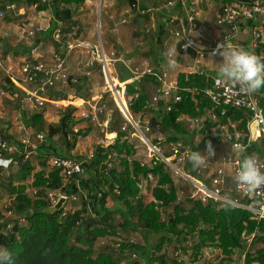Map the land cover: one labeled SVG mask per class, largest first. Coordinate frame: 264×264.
Wrapping results in <instances>:
<instances>
[{
	"label": "trees",
	"instance_id": "16d2710c",
	"mask_svg": "<svg viewBox=\"0 0 264 264\" xmlns=\"http://www.w3.org/2000/svg\"><path fill=\"white\" fill-rule=\"evenodd\" d=\"M28 1L35 2V0ZM124 1L133 3V0ZM225 1V4L241 3L236 0ZM84 2L85 0H54L50 5L40 4L38 10L43 12L53 8L57 18L61 22H67V26L70 27L76 23L63 14L64 10L60 9L59 5L65 3L71 10L79 11L73 5L80 6ZM13 14L11 12L10 16ZM59 46L60 44L55 43L56 51H59ZM262 49L264 51V46L257 49L256 56L261 55ZM2 52L5 58L9 54L4 49ZM118 65L121 71L120 82L125 83L133 79L129 70L121 64ZM146 80L157 82L152 77L142 79V81ZM178 82L182 101L173 104L171 112L162 114L163 108L157 111L162 117L160 123L171 133L167 139L168 143L185 140L183 134L187 132L180 119H203L209 112L215 113L218 119L213 121L211 116L207 117L205 129L211 130L233 121L238 123L239 130L247 133V119L243 111L229 109L226 115H222V109H215L204 97L202 89L212 83V79L208 78L205 72L181 74ZM137 85L139 86V82L136 81L127 86V94L132 98L130 109L134 119L138 121L151 115L156 117V110L150 106L149 94L141 92ZM81 86V84L76 86V90ZM136 94H139V98L134 99ZM123 95L121 94V104L126 102ZM257 95L259 105L264 112V88L258 90ZM112 105L114 113L109 127L111 131L117 133V140L109 146L99 145L84 165L85 172L89 173L96 184L104 190L99 200L98 216H88V204L85 199L82 201L81 209L71 214L65 213V208L53 214L45 211L51 207V199L47 191L61 190L68 195L77 194L79 191L74 185L80 177L74 178L73 184L63 188L64 178L60 170L53 168L48 175L38 172L34 175V187L39 189L35 198L27 195L25 186L15 187L11 183L10 192L12 195H17L11 211L30 225L24 230L16 222L12 230L5 233L3 225H0V245L12 253V264H123L124 261L130 258L136 259L138 256L144 257L147 264H185L175 256H168L165 250L167 244L173 242L179 244L182 237L184 240L194 239L193 244L189 246L193 251L194 261H197L201 250L205 247L219 249L227 256H230L236 248L245 249L247 245L243 235H255V246L261 244L264 247V219L258 221L252 212L228 204L218 206L214 201L209 204H202L190 198L179 201L178 187L166 163L159 158L152 159V163L148 164L136 160L134 157L136 148L132 144L123 142V137L132 134L134 128L122 116L117 106L114 103ZM72 112L70 108V112L63 116L65 131L69 137L74 126L71 122ZM123 127H126L125 131H122ZM55 131L63 132L62 121ZM221 133L222 130H219L209 141L214 143L221 140ZM73 134L78 135L77 138L87 137L89 129ZM69 143L67 147L71 150L75 147L77 139L69 138ZM255 147V149L254 146L246 149L242 158L254 155L255 150L263 153L264 138L260 140V146ZM20 165L23 171L22 180H27L34 168L28 160L20 162ZM3 171V168H0V174ZM153 181H157L156 186H153ZM144 187L146 192L150 193V202H148L149 197L143 196ZM110 194L114 195L120 204L118 209L112 210L107 207ZM167 206H175V214L165 222L161 210ZM27 212H30V215H27ZM117 214L123 219L120 223L115 220ZM131 232L140 233L148 240L152 236H158L160 240L148 250V253L140 244H136V241L124 242L119 248L101 242L103 238L110 237L127 240L125 234ZM253 255L248 254L249 264L253 261L264 264V248L259 249L255 257Z\"/></svg>",
	"mask_w": 264,
	"mask_h": 264
},
{
	"label": "built area",
	"instance_id": "2783aa9c",
	"mask_svg": "<svg viewBox=\"0 0 264 264\" xmlns=\"http://www.w3.org/2000/svg\"><path fill=\"white\" fill-rule=\"evenodd\" d=\"M53 1L54 0H35L33 7L38 8L40 4L50 5ZM15 11V5H10L7 8H0V20L6 19L11 12L15 14ZM112 20H114L113 17ZM126 22V20L122 21L123 24ZM216 25L220 28L229 30L219 40L207 39L205 36L207 31L206 27L194 22L192 18L191 30L189 36L184 39V43L181 46L182 50H192L195 53L196 62L199 64L202 58H205L207 54H211L213 51L219 52L217 50L218 45L223 43L232 45L231 42L234 37L230 30L233 31L236 30L237 27L243 26L246 28L248 27L250 37L252 38V52L256 55L257 49L264 46V0H257L250 3L225 4L217 16ZM82 29L80 24H74L70 27L61 24L60 27L55 30L53 38L60 46L59 51L53 53L51 63L36 59L33 55L31 57H23L19 63L11 62L4 57L2 52L4 46L0 42V82L9 87L12 90L11 92L16 94V96H18V93L22 92L23 103L33 104L36 109H43L47 104L59 105L60 102L54 99L56 97L53 96V92L61 93L63 94V98L60 100L61 103L70 102L71 104L68 105L69 108H71L70 105L79 108L80 121L98 124L104 128L110 125L114 111L108 107L106 102L103 101V98H76L74 100H69L65 94L68 90H75L76 86L81 84L82 78L85 80L90 79L97 66L100 67L107 81L106 89L108 87L112 88V85L115 86L117 95L114 93L113 98L117 103L116 106L122 113L124 112L118 100H116L117 96H120V91L115 83L119 80L116 79L117 81L115 82V78L113 77V74L117 72L115 66L118 64L124 66L133 75V79L129 81L131 83L136 81L140 82L145 77L155 78L157 82L162 83V86L156 90L152 99V104H150L151 108L154 110L159 107V103L162 101L164 102L162 114L171 112L172 105L182 101V96L180 94L181 89L177 80L168 81L167 74L155 69L148 60H143L138 63L133 58L120 56L115 51L107 53L102 42L91 44L81 40L80 36ZM65 30L67 31L66 33ZM39 31H41V29H38L37 32ZM147 32L150 33L151 31L148 30ZM191 32H196L197 36L192 37L190 35ZM32 35L33 33L31 34L20 28V32L16 37L19 42H24L28 41L27 39ZM177 35L179 34L177 33ZM11 36L12 34L7 33L5 39ZM205 41L209 43L206 44ZM63 49L65 50L64 52ZM76 52H86L88 57L79 61L73 69L70 61L74 58ZM258 57L263 62V49L261 55ZM195 72L200 74H204L205 72L207 77L212 79V83L203 88L202 93L204 97L212 103L215 109H222V115H226L229 109L240 110L245 113L247 119V133L239 130L238 123L233 121H229L226 125L215 127L207 131L203 119L189 118L187 122L196 129L191 140L187 142L184 138L185 140L180 139L175 143H168L166 130L162 124L157 120H155L153 124H151L150 120L146 122L142 119L136 121L129 111L128 106L131 105L130 103L126 104V108L127 114L131 116L132 121L127 114H124L128 117L129 124L134 128L132 136L141 138L142 143L149 151L151 159H161L169 168L174 169L180 174L184 178V181L193 185L190 196L192 200L199 201L202 204H209L211 201H214V203L218 205L228 204L236 208L245 209L252 212L255 218L260 221L264 219V187L252 194H245L237 189L234 182L230 185L228 184L227 175L223 167H218L214 176L209 179L210 186L205 183L204 177L210 172L211 163L217 161L215 155L209 156L205 165L194 169V174L190 175L181 172L180 169L177 168L180 165L184 167L190 165L187 155L191 151H197L203 147V151L205 150L203 154L207 155L209 139H212L217 135L219 130H222V134H225H223V137L229 141L232 149L240 153L239 156L235 154L234 156H224L221 158L222 165L230 166L234 175L236 171L235 161L237 159H242L243 152L246 149L252 147L255 142L264 138V112L259 105L257 92L249 95L241 92L238 86H232L226 81H221L219 77L207 74L203 69H196ZM8 81H10V84H7ZM123 96L126 100L127 88ZM137 98H139V94H136L134 99ZM77 101H80L81 104H75ZM129 101L131 102L132 98H130ZM19 104H22V102ZM23 109L24 106L20 105L18 113L20 114ZM210 116L213 121L218 119L215 113H211ZM20 119V116H16L15 121L19 122ZM101 120H104V122H101ZM185 120L186 118L180 119L182 122H185ZM20 128L23 129V127ZM80 130L81 128L79 127L73 128L75 133H79ZM125 130L126 127H123L122 131ZM151 133L152 135H156L154 140L148 137ZM191 133L192 131L190 129L185 134L191 135ZM183 136L186 135L183 134ZM37 139L44 141L45 135L39 133L37 134ZM106 141H111V139H106ZM19 143L21 145H19ZM113 143L114 141L112 144ZM167 144L169 148L168 152L165 151V146ZM109 145L111 144L106 146ZM28 149L29 143L26 140H17L10 132V127L8 125H3L0 128V168L4 167L8 170V168L13 165H20V162H26L30 154ZM13 156L22 159H14ZM51 164L54 169L61 171V175L64 178L63 188L73 184L74 178L83 177L85 175L84 164L77 159L57 157L52 160ZM60 198H65L67 202L78 200L76 194L68 195L60 190L58 195L51 198V206L56 205ZM13 227L14 226L9 224L6 229L12 230ZM254 238L255 235H252L251 238L247 240L248 248L252 246ZM124 242L135 243V240L116 238L114 242H112V245L119 248ZM246 255L243 264H247ZM175 258L180 261L183 260L185 264H191V261L185 256H181L179 252H176Z\"/></svg>",
	"mask_w": 264,
	"mask_h": 264
},
{
	"label": "crops",
	"instance_id": "0c3cea01",
	"mask_svg": "<svg viewBox=\"0 0 264 264\" xmlns=\"http://www.w3.org/2000/svg\"><path fill=\"white\" fill-rule=\"evenodd\" d=\"M8 1L14 2L15 0H0V4L6 5L8 4L6 3ZM17 1H18L17 4L14 3L15 6L21 3L28 2V0H17ZM225 2H226L225 0H133V3L129 4L127 1L119 0L118 4H116L112 0L110 1L109 8L105 14L106 18L104 19L102 18L101 21L99 20L100 24L99 23L97 24V22L94 23V20L91 18L93 12L92 0H86L84 11L74 10L75 14L72 15L71 18H73L76 24H80L83 28L80 36L81 40L91 44H95L96 41L98 40L97 42H102L105 50L107 49L109 53L115 51L120 56L133 58L138 63H140L143 60H148L155 69L167 74L168 81H175V80L178 81V78L181 74L184 73L193 74L196 73L195 72L196 69L199 70L203 69L207 72V74L218 77L215 73V67L218 66L219 61L222 59L220 55L217 56L219 52L217 51L211 52V54H209V57L207 59V63L202 64L201 61L198 64L196 62L195 53L192 50H190V52H188L189 50H182L181 46L184 43V39L189 36V32L191 30L192 18L194 19V22H197L198 24H202L206 27L207 31L205 36L207 39L209 38L212 40H219L222 38L224 34L228 32L229 29L220 28L216 25L217 16L220 10L222 9V7L224 6ZM111 11L112 13L115 14L114 16H110L109 13ZM24 13H25L24 9L22 8L19 11L16 10L15 14H13L14 18L12 20L7 21V23L4 22L2 23L1 21L3 20L0 21V42L4 46L3 49L6 50L7 47L8 48V51L6 50L7 53H10L12 50H14V53L12 55L6 56V59L10 60L11 62L13 61L14 63H19L23 57H31L32 55L38 56L39 52L45 49L43 56L39 55L37 58L46 63H51L53 53L56 51L54 47L56 41L53 38L54 32L58 27H60L61 24L67 25L68 23L61 22L56 15H53L54 13L52 12V17H53L52 21L49 18V25L47 26V28L41 27L39 28L41 29V31L39 32L36 31L37 36L35 37V39L33 40L31 39V37L35 35L34 32L33 35L29 39H27L28 41L19 42L16 35H18V33L20 32V28H22L25 31L27 30L26 27L25 26L22 27V25L18 23L19 21H16V19H18V17L20 16H23ZM40 13H44V11ZM128 15H130V17L133 18V21L129 20ZM9 16H7L6 19ZM112 17L114 18V20H118V21L120 20L117 25L113 23ZM123 20H126L127 22L123 24L122 23ZM53 24L56 26V28L54 29L51 35L52 43H49L48 46H45V44L44 46H42V39L40 36L43 34L42 32H44L45 30L48 31L50 29V26ZM245 28L246 27L240 26L237 27L236 30L233 31L230 30V32H232V35L234 37L231 44L233 46L244 48L252 52V47L249 48L248 45V39L246 38L244 39V37L242 36V32L245 30ZM98 29L100 30L102 29L103 41L102 40L99 41ZM148 30H150L151 32L148 33L147 32ZM7 33L12 34V36L10 38L5 39V35ZM177 33L179 35H177ZM190 35L192 37L197 36L196 32H191ZM37 40H40V42L36 46V48H34V45L37 42ZM172 43H175L177 48L176 66L174 69H169V67L167 66V57L164 55V51L166 47ZM205 43L208 44L209 42L205 41ZM214 52L215 55L213 54ZM77 55H79L78 56V59H80L79 61L88 57V54L86 52L83 53L76 52V56ZM99 71H100V67L97 66L95 68V74L97 75ZM116 81L117 80L115 79V82ZM7 84H10V81H8ZM115 84L116 87H119L123 90V92H120V95L121 94L123 95L127 85L119 81L116 82ZM161 86L162 83L159 82L157 83L153 80H146V81L141 80V82H139L138 89L141 90V92L143 93L149 94V102L150 104H152V99L155 95V92ZM108 88L110 90L109 92H111L110 94L114 97V93H116L115 86L112 85V88L111 87ZM81 89L82 86L79 87L77 92H80ZM11 91L12 90L9 87H7L6 85L2 84V82H0V104H9L6 105V109L0 108V114L6 115V119H7L6 123L11 128V133L15 136V138L19 140H26L29 143V149H28V151L30 152L29 159L31 162V166L34 167L33 174L41 171H46L44 168V164L42 165V163H45L46 160H51V162L47 164L48 166H51V169H53L51 163L54 158H57V156L53 157L52 159L49 158L45 159L44 157H46L47 155L44 157L41 156L39 153V149L48 148L46 145V139L48 137L55 138L58 135L57 133L58 131H55L54 129H57L59 127L57 125L60 124H57L55 127L50 126L48 132L45 131L35 132L31 129V127L28 126H26L27 128L23 127V129L20 128L21 126H16L17 123H15L14 121L16 119L20 105L24 106L23 110L27 112V119L29 120H32V118L35 115H40L38 113H40L44 108L36 109L33 104H24L22 92L18 93V96H16V94H14ZM56 98L61 103L60 100L62 98L60 97H56ZM116 100H118L120 107L122 108L123 112L126 114L127 113L126 104L125 103L121 104L120 103L121 101L118 99V96ZM21 102L22 104H19ZM63 104L69 105L70 102H63ZM47 105H52V104H47ZM55 106H59V105H55ZM66 111L67 112L65 114H68L70 112V108L68 106ZM34 113L35 115L32 116ZM210 114L211 112L207 113V117H210ZM153 118H155V120L160 122L161 116H159V118H156L155 116L151 115L150 117L147 118V121L148 120L151 121ZM62 119L63 117L59 119L58 122L60 120L62 121ZM78 121L80 120L78 119ZM74 127H79L81 128V130L89 129V135L87 137H78L75 147H73L71 150H67L68 152L66 157H70L82 161L84 165L86 164L87 161H83L82 157L87 156L86 158L89 159L88 158L89 156L86 155L84 151L81 152V150L84 149L78 150V146L82 144V140L84 141L86 140L91 145L92 148L88 151V154L90 153L91 155L92 152L95 151L99 145H102L104 142L107 145L112 144V142L117 140L118 137L117 133L111 131L110 128L108 131L105 130L106 135L105 133L102 134V130L99 128L101 126H99L98 124H95L94 126L92 125L80 126L77 125V122L75 121L73 128ZM33 128H37V125L34 124ZM190 129L192 131L191 136L193 137V134H195L196 129L192 125L190 126ZM39 133L45 135L44 141H40L37 139V134ZM110 134L114 135V138H111V141H105L104 140L105 136L109 137ZM223 134L221 133V140L214 143L211 142L212 147L215 150L214 155L217 157V161L211 163V170L204 177L205 178L204 181L208 186H210L209 179L214 176L215 171L218 167H223L225 169L228 184L230 185L233 182L232 168L228 165L226 166L222 165L221 163L222 157L234 156L232 154V151L230 150V148L232 149V146L229 143V141H227L223 137ZM256 145L260 146V141H257L252 145L254 146V149L256 148L255 147ZM197 151L203 154L205 150L203 151V147H202ZM254 155H258L261 158V160L264 161V152L262 153L260 151L255 150ZM11 168L12 170L14 169L13 166L8 168V170L3 167L4 170L3 173H7ZM48 169L49 167H47V170ZM180 171L191 175L194 174L195 170L193 169L190 163V165L184 167V169L182 170L180 169ZM21 173H23V171L18 173V175ZM86 174L87 173H85L83 177H80V179L75 183L74 188L78 189L79 192L77 194L81 196L82 200L85 199L87 201L88 210H89L88 216L96 217L98 216L99 200L102 198L104 191L103 194H100L99 189L101 187H99L96 184V182L90 176L89 173L87 175ZM19 180H21L20 177ZM17 184L18 183H16V185ZM98 194H100V196H97ZM109 203H110V197H108V203H107L108 207H109ZM91 204L94 205V211L91 209ZM134 234L135 233L133 232L129 234L127 233L129 237L134 236ZM152 237H150V239L148 240L145 239L142 235H140V238L142 239L140 246L146 249L147 253L152 246L154 247L153 244H155V240L154 239L151 240ZM132 259L133 258H130L128 261H124L123 264H134V262L135 263L137 262V264H147L144 257L138 256L136 259H133L134 261Z\"/></svg>",
	"mask_w": 264,
	"mask_h": 264
},
{
	"label": "rangeland",
	"instance_id": "374dc122",
	"mask_svg": "<svg viewBox=\"0 0 264 264\" xmlns=\"http://www.w3.org/2000/svg\"><path fill=\"white\" fill-rule=\"evenodd\" d=\"M86 1V0H85ZM110 1L112 0H92V8H93V12H92V16L91 18L94 20V23L97 22V24L99 23V20L101 21L102 18H106V12L109 8V4H110ZM116 4H118L119 0H113ZM8 3V4H6ZM5 4L6 5H1L0 4V8L2 7H8L10 5H15L18 3L17 0H15L14 2L12 1H8L6 2ZM15 3V4H14ZM113 3V2H112ZM111 3V4H112ZM34 6V2H25V3H21V4H18L16 5V10L19 11L21 10L22 8L24 9V15L23 16H20L18 17V19H16V21H19L18 23H20L22 25V27H26V30L29 32V33H34L35 32V35H33L31 37V39H35V37L37 36V32L39 28H47V26L49 25V18L53 19L52 17V12L54 13L53 15H56L55 14V11L53 8L51 9H48L47 11H44V13H40V11L38 10L37 7H33ZM69 5H66L65 3H61L59 5L60 9H63V10H67V9H70V6L68 7ZM76 6L75 8H77L78 10L80 11H84L85 9V2L80 5V6H77V5H73V7ZM72 8V7H71ZM76 11V10H75ZM6 12V11H5ZM110 16H114L115 14L112 13V11L109 13ZM9 16V14H8ZM129 17V20L133 21V18L130 17V15H128ZM14 17L12 16H9L7 19L1 21L2 23H7V21L9 20H12ZM73 19V18H72ZM70 19V20H72ZM74 21V20H73ZM114 24H118L119 21L118 20H112ZM75 22V21H74ZM130 25V23H129ZM52 28V29H51ZM56 28V26L53 24L50 26V29L52 31H50V29L48 31H44L43 34L40 36L41 39H42V46H48L49 43H52V39H51V34L52 32L54 31V29ZM145 30V29H144ZM102 29H98V34H99V41L102 40L103 38V35H102ZM143 34V33H142ZM242 36L244 37V39H248V45H249V48H251V42H252V38L250 37V34H249V30H248V27L245 28V30L242 32ZM98 41V40H97ZM96 43H99L97 42ZM103 41V40H102ZM25 42V41H24ZM95 43V44H96ZM41 46V45H40ZM44 51L45 49H43L42 51L39 52V55L40 56H43L44 54ZM107 53L108 50L106 49ZM14 53V50H12L9 54V55H12ZM42 54V55H41ZM217 54V53H216ZM30 55V54H29ZM38 55V56H39ZM38 56H34L36 59H38L37 57ZM78 56L79 55H75L74 58L70 61L71 63V66L73 67V69L76 67V64L79 62L80 59H78ZM217 56H219V53L217 54ZM209 57V54H207L205 56V58H202V64L203 63H207V59ZM116 69H117V72L113 74V77L115 79H118L119 80V75H120V72L119 71V65L115 66ZM101 71V70H100ZM96 75L95 74V71H94V74L93 76L88 79V80H85L84 78L81 79V85H82V89L80 92H77V90L75 89H71V90H68L65 92L66 94V97L67 99L69 100H74V99H80V98H84V99H91V98H95V97H101L103 98V101L106 102V104L108 105V107L110 109H112L114 111V108H113V103L116 105V101L114 100L113 96H108L110 95V92L109 91H106V87H107V81L103 75V73L101 72ZM120 81V80H119ZM131 81V80H129ZM128 81V82H129ZM131 83V82H129ZM128 83V84H129ZM127 84V85H128ZM138 86V85H137ZM127 88V87H126ZM108 89V88H107ZM119 91L120 92H123V90L121 88H119ZM127 99H126V103L127 104H130V96L127 94ZM77 102H80V101H77ZM76 104V103H75ZM6 105H9V104H0V108L2 109H6ZM67 106L68 105H65L63 103H60L59 106H55V105H47L46 109L44 108L40 113V115H35V113L32 115L34 116L32 118V120H29L27 119V112L25 110H23V112H21L20 114L17 113V116H20V121L19 122H16L14 121L16 124V126H21V127H25L27 128L26 126L28 127H31V129L33 131H38V132H41V131H45V132H48L49 131V127L50 126H53L55 127L57 124H60L61 120L58 122L59 119H61L64 114L67 112ZM70 107L72 108L73 110V120L71 121L72 124L74 123L75 124V121L77 122V125H80V126H94L95 124H92V123H85L83 121H78V116H79V108H77L76 106L73 107L72 105H70ZM118 108V107H117ZM129 108V111L131 112V109H130V106H128ZM119 110V109H118ZM119 112L122 114V116L127 119L128 117L125 116L124 113H122L120 110ZM127 114V113H126ZM156 117L159 118V114L158 112L156 111ZM0 128L3 126V125H8L6 122H7V119H6V115L4 114H0ZM4 118V119H2ZM128 120V119H127ZM143 121H147V118H144L142 119ZM101 122H104V120H101ZM128 122V121H127ZM129 123V122H128ZM189 122H187V119L185 120V122H183V127L186 129V132L190 129V123L188 124ZM37 125V128H33V125ZM9 126V125H8ZM59 126V125H57ZM73 128V127H72ZM101 130H102V134L105 133V130L108 131L109 130V126H107L106 128L104 127H99ZM69 129L70 126H69ZM54 130H57V129H54ZM83 130V129H82ZM96 130V129H95ZM10 132H11V128H10ZM58 133V132H57ZM75 133L74 131L72 132V136H71V140H75L77 138L78 135H75L73 134ZM169 134H171L170 132L166 131V137L168 139L169 137ZM129 136H125L123 137V142H126L127 144H132L134 148H136V154H135V158L136 160H140L142 161L143 163L145 164H148V163H152L151 162V156L149 155V151L148 149L146 148V146L142 143V140L140 137H133L132 134H128ZM156 135H152L149 134L148 137L151 138V140H154L156 137ZM70 138V137H69ZM111 138H114V135H109V137H105L104 140L106 141L111 139ZM185 139H187V141H190L192 136L190 134H187L186 136H184ZM19 140V139H17ZM21 141V140H19ZM19 145H21L19 143ZM46 145L48 148H41L39 149V153L41 156H46L44 157L45 159L46 158H49V159H52L53 157H66L67 155V150H68V145L67 143H65V140L63 138V132L61 133H58V135L54 138V137H48L46 139ZM103 145H107L105 142L103 143ZM196 146V144H195ZM83 147V148H82ZM91 145L85 140H82V144L80 146H78V150H81V149H84V150H81L84 151L86 153V155H88L90 158L91 155H93L94 151L92 152V154L90 155V153L88 154V151L91 149ZM169 148H168V144L165 146V151L168 152ZM230 150L232 151V154L235 155L237 152L233 149L230 148ZM230 151V152H231ZM87 157V156H86ZM86 157H82L83 161H87L88 159ZM76 158V157H75ZM29 163L31 164L30 162V159H28ZM51 160H46L45 163H42V165L44 164V168L46 171H41V172H44V174L48 175L52 169H51V166H48L47 163H50ZM14 169L12 170L9 169V171L7 173H3L1 172V180H0V225H3V232H9L10 229H6L5 227H7L9 224L14 226V224L16 225V222L19 223V226L26 230L30 227L29 223L22 219L21 216H17L16 214H14L12 210L13 208V204L15 202V198L17 195H12L11 194V190L9 189L10 188V185L11 183L15 186V187H18V186H25L26 187V193L27 195L30 197V198H35L36 197V193L37 191H39L38 188H35L34 187V175L37 174H33L32 175H28L27 177V180H22V174H19L21 171V165H13ZM33 167V166H32ZM47 167H49V169L47 170ZM34 168V167H33ZM169 168V167H168ZM178 169H184V166L180 165L177 167ZM170 172L173 174V178H174V181H175V184L177 185L178 187V193H179V201H184L185 199L187 198H190L191 196V192L193 190V185L190 184V183H185L186 181H184V178L178 174L174 169H169ZM87 173V172H85ZM88 174V173H87ZM86 174V175H87ZM21 180H19V177ZM150 181H152V178H150ZM16 183H18L16 185ZM153 186H156L157 184V181H153ZM146 186V185H145ZM28 190V191H27ZM100 194H103V189L100 188ZM102 190V191H101ZM59 194V191H47V195L48 197L53 198L54 196L58 195ZM100 194H98L97 196H100ZM77 197H78V200L77 201H74V202H71V201H68L64 208H65V213L67 214H71V213H74V211H77V210H80L81 207H82V198L80 195L76 194ZM146 195L147 198H148V202L151 201V196H150V193L146 192V187L143 188V196ZM110 203H109V207L110 209L112 210H115V209H118V207L120 206V204L117 202L116 198L114 195L110 194ZM191 199V198H190ZM219 206V205H218ZM221 206V205H220ZM91 209L94 211V205L91 204ZM162 218H163V221L167 222L168 219L170 217H173L174 214H175V206H167V207H164L162 210ZM115 220L116 222L120 223L123 221V219L121 218V216L119 214H117L115 216ZM128 239L127 240H130V239H133L135 238V241H136V244H141V238H140V235L139 233H135L134 236H130L129 235H125ZM252 236V235H251ZM251 236H248V235H243V239H244V242L246 243L245 245L246 248L245 249H234L232 254L230 256H227L225 255L221 250L219 249H216L214 247H205L201 250L200 254H199V257L197 259V261H194V257L192 256L193 254V251L190 250L189 246H191L193 244V241L194 239L193 238H188L187 240H184L182 237L181 238V241L180 243H171V244H167L165 246V250L166 252L168 253V256H175L176 252H179L181 254V256H185L186 258L189 259V261H191V264H243L244 262V258H245V255H246V263H248V254H254L253 256L255 257V253L259 250V249H262L264 248L263 245L261 244H258L255 246V242L253 241L252 242V246L250 248H248V243H247V240H249V238H251ZM116 238H113V237H110V238H103L101 240L102 243H108V244H112V242H114ZM155 240V244L153 245H156L159 243V240H160V237H152L151 240ZM249 242V241H248ZM0 248H4L0 245ZM188 248V250H187ZM151 254V252L149 251V255ZM133 260V259H132ZM134 261V260H133ZM253 263H256V264H261L260 261H253Z\"/></svg>",
	"mask_w": 264,
	"mask_h": 264
},
{
	"label": "clouds",
	"instance_id": "9594fccd",
	"mask_svg": "<svg viewBox=\"0 0 264 264\" xmlns=\"http://www.w3.org/2000/svg\"><path fill=\"white\" fill-rule=\"evenodd\" d=\"M219 55L222 58L215 73L221 81L249 95L264 88V62L253 52L237 46L218 45ZM215 55V52L213 53ZM167 57V66L174 69L176 66L177 48L175 43L168 45L164 51ZM207 155L199 151H191L187 155L193 169L205 165L209 156L215 154L211 142L208 143ZM240 155L239 152L236 153ZM236 171L232 180L237 189L245 194H252L264 187V161L258 155H248L235 161ZM0 264H12V253L6 248H0Z\"/></svg>",
	"mask_w": 264,
	"mask_h": 264
},
{
	"label": "water",
	"instance_id": "95a60500",
	"mask_svg": "<svg viewBox=\"0 0 264 264\" xmlns=\"http://www.w3.org/2000/svg\"><path fill=\"white\" fill-rule=\"evenodd\" d=\"M238 2H241V3H250V2H253V1H257V0H236ZM63 14L68 18L70 19L72 15L75 14V11L74 10H71V9H67L63 12ZM100 24V23H99ZM41 33V32H40ZM40 40H37V42L35 43L34 45V48H36V46L39 44ZM6 50L8 51V48L6 47ZM65 50L63 49V52ZM80 91V90H79ZM53 96L55 97H60V98H63V94L61 93H58V92H53ZM160 108H163V102L161 101L159 103V107L156 108V111H159ZM69 110V109H68ZM127 116L129 117V119L132 121V118L129 114H127ZM155 122V118H153L151 120V124H153ZM203 122L205 123L206 122V117L203 119ZM62 128H63V136L65 138V141L67 142L68 146L70 145L69 143V134L65 131V120L62 119ZM67 203L66 199L65 198H60L57 202L56 205L54 206H51L50 208L46 209L45 211L49 214H53L55 212H58L60 210H62L65 206V204ZM27 215H30V212H27Z\"/></svg>",
	"mask_w": 264,
	"mask_h": 264
},
{
	"label": "bare ground",
	"instance_id": "6f19581e",
	"mask_svg": "<svg viewBox=\"0 0 264 264\" xmlns=\"http://www.w3.org/2000/svg\"><path fill=\"white\" fill-rule=\"evenodd\" d=\"M125 85H127L128 84V82H126V83H124ZM118 89H119V87H117ZM106 91H110L109 90V88L108 89H106ZM111 93V92H110ZM111 95V94H110ZM118 99L121 101V95L119 96L118 95ZM71 104V103H70ZM76 104H81V102H76ZM125 104H127L126 102H125ZM127 120V119H126ZM128 121V120H127Z\"/></svg>",
	"mask_w": 264,
	"mask_h": 264
}]
</instances>
